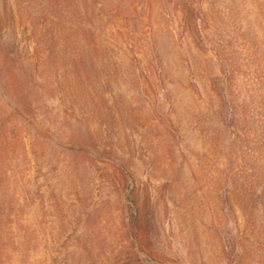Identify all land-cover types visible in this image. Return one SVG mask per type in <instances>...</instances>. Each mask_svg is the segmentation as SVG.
Segmentation results:
<instances>
[{"label": "rangeland", "instance_id": "1", "mask_svg": "<svg viewBox=\"0 0 264 264\" xmlns=\"http://www.w3.org/2000/svg\"><path fill=\"white\" fill-rule=\"evenodd\" d=\"M0 264H264V0H0Z\"/></svg>", "mask_w": 264, "mask_h": 264}]
</instances>
